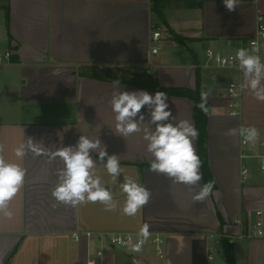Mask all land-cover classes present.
I'll use <instances>...</instances> for the list:
<instances>
[{
  "label": "crops",
  "instance_id": "0c3cea01",
  "mask_svg": "<svg viewBox=\"0 0 264 264\" xmlns=\"http://www.w3.org/2000/svg\"><path fill=\"white\" fill-rule=\"evenodd\" d=\"M188 1L167 3L164 23L152 0H0V44L13 50L0 78V155L27 169L24 186L9 202L12 217L0 213V264H226L225 240L232 243L236 264H264V240L238 236L257 211L264 212V175L253 168L243 179L242 137L227 135L230 129L253 126L264 136V102L244 89L241 113L231 115L226 86L233 79L243 83V74L205 66L208 48L226 53L249 48L258 17L264 16V0H241L231 12L223 0H192L202 2L194 7ZM156 29L162 42L153 53ZM261 46L264 54V40ZM129 71L140 72L141 82L122 78ZM117 79L121 86L114 88ZM151 79L160 88L199 87L207 93V181L200 169L197 185L173 183L149 170L153 157L143 131L127 137L115 133L112 93L155 94L158 90L146 83ZM167 95L174 122L188 120L196 127L195 101ZM81 135L101 141L91 155L105 184L112 178L99 152L105 147L118 156L123 173L112 185L115 211L99 202L76 207L57 202L52 190L63 161L14 154L29 137L52 153L75 146ZM194 147L200 157L199 139ZM127 177L151 192L147 205L132 217L122 211L126 195L119 184ZM208 181L215 182L213 194L194 202ZM144 224L150 236L139 252L117 250L101 235L138 234ZM154 234L164 238L162 258L151 243Z\"/></svg>",
  "mask_w": 264,
  "mask_h": 264
},
{
  "label": "clouds",
  "instance_id": "9594fccd",
  "mask_svg": "<svg viewBox=\"0 0 264 264\" xmlns=\"http://www.w3.org/2000/svg\"><path fill=\"white\" fill-rule=\"evenodd\" d=\"M241 0H223L228 11H235ZM253 53H258L259 48L254 47ZM239 68L243 73L241 90L247 89L253 97L264 102V63L258 54H250L245 48H239L236 52ZM218 63L221 62L217 57ZM114 88L121 86L120 80H115ZM207 93L201 94L202 102L197 105L202 111L206 108ZM112 111L115 113V133L127 137L143 131V139L147 141V151L153 159L149 162V170L158 174H164L173 183L195 186L202 180V162L194 147V141L199 138V131L188 120L174 122L168 103V95L163 91L149 94L145 90L114 91L110 101ZM147 109L145 113L142 111ZM235 115V113H233ZM147 117V118H146ZM145 127L141 129L140 125ZM242 137L245 143H255L259 138V131L253 126L241 127L239 130L230 129L227 135ZM101 147L100 139L92 140L81 135L75 146L62 147L55 152L46 151L42 142H34L29 137L26 143H22L14 150L17 158L22 159L28 152L35 156L48 155L50 159L59 157L64 167L58 169V183L52 190L53 198L72 207L85 203L102 204L106 211H115L118 207L113 199L112 185H115L123 173L118 156L109 155L105 147L99 152V159L104 164L107 173L111 176V184H105L96 175V163L91 153ZM4 146L0 144V153ZM27 169L21 164L6 161L0 155V213L11 218L13 213L8 210L9 202L17 195L25 184ZM214 181H208L200 187L193 197L194 202H203L213 194ZM120 189L126 195L122 208L123 214L129 217L135 216L150 200L151 192L131 177L119 184ZM138 236V242L132 251L139 252L142 245L150 236L149 225L144 224Z\"/></svg>",
  "mask_w": 264,
  "mask_h": 264
},
{
  "label": "built area",
  "instance_id": "2783aa9c",
  "mask_svg": "<svg viewBox=\"0 0 264 264\" xmlns=\"http://www.w3.org/2000/svg\"><path fill=\"white\" fill-rule=\"evenodd\" d=\"M152 40V52L158 53L160 50V45L162 42V31L156 29L152 32L151 36ZM264 40V16L260 15L258 17V29L256 37L252 38L249 41V48L247 49L250 54H258L261 58V62L264 63V54L262 52L261 41ZM258 47L259 52L253 53V48ZM236 52H222L219 50H215L213 48H208L206 50V58L207 63L205 66H214L222 69H233L239 72V74H243L239 68V61L236 58ZM13 56L12 48L0 47V78L2 74V67L11 61ZM217 57H219L220 61L223 62L227 60V63H218ZM242 82L240 79L230 80L226 86V97L228 99V106L230 108V114L239 115L241 113V99H242V90L240 85ZM233 115V116H235ZM242 150H241V159L244 161V165L242 167V177L246 179L248 174L253 168H256L262 175H264V136L259 134V138L255 143H245L242 139ZM240 226H244V221L242 219H238L236 221ZM104 236L108 243L112 246L118 247H131L138 242L139 239H142L138 236V234L127 232V233H107L101 234ZM238 236L240 238H248V239H262L264 240V212L262 210L257 211L256 219L242 230ZM78 237H76L77 239ZM151 243L153 244L154 250L159 257L165 256L164 249V238L161 234H154L151 236ZM99 255L102 254L101 251L98 252ZM210 259H213L214 256L210 254ZM90 264H96L95 260L89 261Z\"/></svg>",
  "mask_w": 264,
  "mask_h": 264
},
{
  "label": "trees",
  "instance_id": "16d2710c",
  "mask_svg": "<svg viewBox=\"0 0 264 264\" xmlns=\"http://www.w3.org/2000/svg\"><path fill=\"white\" fill-rule=\"evenodd\" d=\"M175 0H152V8L153 11L157 14V16L166 23L165 17H164V11L165 5L167 3H170ZM202 2L197 1H188L187 5L189 7H194L195 5H201ZM9 9L6 7V20L7 23L9 22ZM180 40V39H179ZM143 76L139 79L141 82ZM146 81V80H144ZM136 82V81H135ZM150 84V86L155 90L163 91L170 95H177V96H188L192 98L195 101L194 106V117L196 121V128L199 131V143H200V159L202 162L201 169L204 172V175L206 176V181L209 176L206 175L208 169H207V157H206V144L208 141V133H207V120H208V112L202 111L197 105H199L201 100V91L200 88H196V90H192L189 88H160L156 85L155 80L151 79L150 81L146 82ZM206 108L208 109V103L206 102ZM225 251H226V264H236L235 255L232 243L229 240H225Z\"/></svg>",
  "mask_w": 264,
  "mask_h": 264
},
{
  "label": "rangeland",
  "instance_id": "374dc122",
  "mask_svg": "<svg viewBox=\"0 0 264 264\" xmlns=\"http://www.w3.org/2000/svg\"><path fill=\"white\" fill-rule=\"evenodd\" d=\"M0 47H6V42H2L1 44H0ZM126 73V72H125ZM142 77V75L140 74V72H138V71H129L128 73H127V75H123V77L122 78H126V79H134V80H139L140 78ZM120 249H123V250H127V251H129V252H132V248L131 247H127V248H125V247H117V250H120ZM156 256L158 257V255L156 254Z\"/></svg>",
  "mask_w": 264,
  "mask_h": 264
}]
</instances>
